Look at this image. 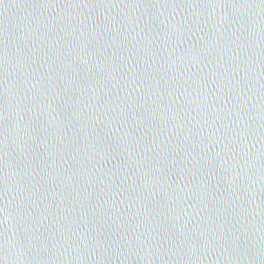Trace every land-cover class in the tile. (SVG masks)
Segmentation results:
<instances>
[{
	"label": "water",
	"instance_id": "1",
	"mask_svg": "<svg viewBox=\"0 0 264 264\" xmlns=\"http://www.w3.org/2000/svg\"><path fill=\"white\" fill-rule=\"evenodd\" d=\"M0 264H264V0H0Z\"/></svg>",
	"mask_w": 264,
	"mask_h": 264
},
{
	"label": "clouds",
	"instance_id": "2",
	"mask_svg": "<svg viewBox=\"0 0 264 264\" xmlns=\"http://www.w3.org/2000/svg\"><path fill=\"white\" fill-rule=\"evenodd\" d=\"M13 247H15V246L13 245Z\"/></svg>",
	"mask_w": 264,
	"mask_h": 264
}]
</instances>
